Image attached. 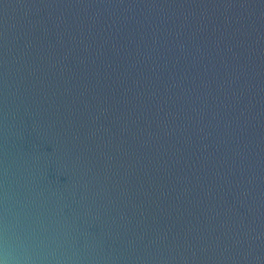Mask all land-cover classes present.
Listing matches in <instances>:
<instances>
[{
	"label": "water",
	"instance_id": "water-1",
	"mask_svg": "<svg viewBox=\"0 0 264 264\" xmlns=\"http://www.w3.org/2000/svg\"><path fill=\"white\" fill-rule=\"evenodd\" d=\"M0 264H264V0H0Z\"/></svg>",
	"mask_w": 264,
	"mask_h": 264
}]
</instances>
